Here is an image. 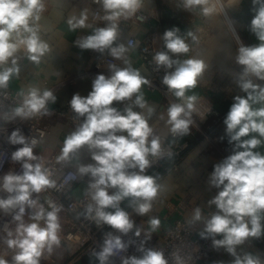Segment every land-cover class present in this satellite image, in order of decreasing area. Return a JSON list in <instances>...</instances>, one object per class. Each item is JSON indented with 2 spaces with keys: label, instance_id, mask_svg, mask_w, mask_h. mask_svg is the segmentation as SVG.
I'll list each match as a JSON object with an SVG mask.
<instances>
[{
  "label": "clouds",
  "instance_id": "clouds-1",
  "mask_svg": "<svg viewBox=\"0 0 264 264\" xmlns=\"http://www.w3.org/2000/svg\"><path fill=\"white\" fill-rule=\"evenodd\" d=\"M95 2L105 13L103 20L107 23L73 43L81 50L101 55L107 52L126 66L110 64V75L97 74L86 96L79 93L72 96L69 108L82 118L81 123L65 137L56 159L57 163L71 162L86 147L92 162L80 164L77 169L81 177H88L86 194L91 202L85 209L86 218L122 235L135 229V236L140 237L142 229L121 205L128 201V207L139 216H147L152 210L161 186L156 177L146 173L153 160L163 157L165 151L160 136L149 124L155 109L147 106L142 91L143 86L152 82L132 67L126 58L128 49L117 41L119 22L135 16L143 0ZM252 2L256 7L249 30L259 43L245 46L240 42L235 62L242 66V71L237 73L236 84L244 95L233 97L223 120L232 152L216 163L209 175V187L217 191L207 204L214 206L215 211L204 217L197 206L191 221L203 222L201 238H210L214 249L223 248L233 257L230 264H264L260 257L237 250L248 238L264 236V154L257 150L264 146V84L257 82H264V0ZM217 3L218 0H182L184 11H198L204 17L218 14ZM44 11L45 0H0V90L8 89L10 80L18 77L22 50L36 64L50 52L39 25ZM87 21V11L83 10L79 16H70L66 23L69 31L75 32L89 27ZM161 39L165 50L156 52L153 61L158 70H165L161 83L177 99L167 109L166 123L173 136H185L190 133L198 99L186 93L197 87L208 65L197 57L179 59L199 44L196 32L188 30L186 35H181L180 29L173 27L165 30ZM20 97L18 106L11 109V117L25 120L50 115L49 104L57 100L53 90L36 86L21 91ZM114 102L123 107L114 106ZM136 108H146L147 115ZM4 118H8L7 114ZM7 140L12 145H21L11 154L20 171H9L0 177V192L7 193L6 198L0 197V212L10 215V224L14 225L2 237L14 255L11 260L0 257V264H41L43 254L51 253L61 243L59 214L63 206L49 199L46 207L39 196L48 189H56L57 180L35 154L38 144L35 137L26 138L16 129ZM147 223L150 232L145 231L144 235L150 239L161 221L151 217ZM128 246L121 235L107 232L94 255L99 264H111L110 258L126 252ZM138 251L139 257H120L121 264H169L163 251L146 248L143 241Z\"/></svg>",
  "mask_w": 264,
  "mask_h": 264
},
{
  "label": "crops",
  "instance_id": "crops-1",
  "mask_svg": "<svg viewBox=\"0 0 264 264\" xmlns=\"http://www.w3.org/2000/svg\"><path fill=\"white\" fill-rule=\"evenodd\" d=\"M226 12L230 18L229 22L222 13L212 17H204L196 12L183 10L182 0H143L144 9H153L156 18L150 21L134 24L132 18L119 22L120 37L117 43L123 44L128 52L126 58L132 67L139 69L141 75L148 77L149 70L145 66L137 46H130L128 39L134 36L138 41L144 40L149 35L157 37V43L164 47L161 37L167 29L177 27L181 35H186L188 30L196 32L200 42L194 45L189 53L181 55L180 60L189 57L203 59L208 65L203 75L198 80L195 89L190 90L187 95L203 96L222 112H227L233 103V97L244 95L236 84L237 73L242 71V66L236 61V54L240 42L245 46L258 44L259 41L249 30L250 22L255 15L252 0H222ZM95 5L91 0H45V11L41 15L39 25L42 38L48 42L50 52L42 58L39 64L27 59L23 50L19 53L20 73L18 77L10 80V86L14 90H28L36 86L40 89H50L57 83H64L55 95L56 103L53 107L62 108L70 102L75 93L86 96L91 91L92 81L95 77L88 74L94 68L100 57L92 50H81L74 45V41L91 34L96 27L105 26L103 20L96 21L93 16ZM86 10L88 14V25L85 29L70 32L66 23L67 19ZM126 23V25H125ZM175 58V57H174ZM105 65L102 74L110 75L108 66ZM117 67H125L122 60H118ZM264 84V82L257 81ZM147 106L155 109L149 119L155 134L161 140L175 144L176 142L188 143L178 168H163L169 163V159L163 161V167L154 177L160 184V190L153 201L152 210L147 216L136 215L128 207L125 201L123 208L131 214L135 225L142 231L150 230L147 220L158 217L161 221L160 227L155 233L159 234L164 228L170 226L179 217H192L194 209L199 206L204 217L209 212L215 211V207H209L207 201L215 194L216 189L210 188L208 179L213 171V166L231 154L232 145L228 143L225 136V125L223 121L215 125L211 119L191 117L193 124L190 133L185 136H173L166 123L167 109L170 105L168 99L159 91L151 90L148 85L143 86ZM114 106L121 108L123 105ZM147 115V109L136 108ZM163 117V119H161ZM224 120V119H223ZM46 121L51 125V131L46 138L40 141L37 150L42 159L49 158L55 151L63 147L65 137L75 130L76 127L69 125L63 117L54 113L47 116ZM223 137V139H221ZM264 154V146L257 149ZM90 153L87 148H82L78 153L77 169L80 164L91 163ZM88 177H81L77 184L76 195L86 192ZM61 230L59 232L60 245L54 246L51 253H46L55 260V264H66L76 257L77 245L67 242L63 237V231L67 215L60 213ZM199 234L203 230V222H196ZM264 223V221H262ZM135 230V229H133ZM221 238L220 236L216 237ZM238 252L252 253L264 262V236L248 238L243 245L238 246ZM14 254L4 257L11 260ZM231 257L223 248L214 249L211 245L208 255L200 264H230ZM41 264H51L48 259H42ZM74 264H99L95 255L85 254Z\"/></svg>",
  "mask_w": 264,
  "mask_h": 264
},
{
  "label": "built area",
  "instance_id": "built-area-1",
  "mask_svg": "<svg viewBox=\"0 0 264 264\" xmlns=\"http://www.w3.org/2000/svg\"><path fill=\"white\" fill-rule=\"evenodd\" d=\"M91 2L95 5L93 12L94 19L96 21H101L105 13L95 0H91ZM217 8L218 12L222 13L224 18L232 25L222 0H218ZM141 17L143 19H141ZM153 18H156L155 10H146L141 7L137 14L133 16L132 22L134 24H141ZM103 26L104 25L101 24V27ZM128 44L138 47L143 62L150 72L147 78L152 83L148 85V87L151 90H159L168 99L170 104L177 102V99L172 93L161 83L165 70L163 68L158 70L153 61V56L156 52L165 50L163 46L157 43V37L149 35L144 40L138 41L134 36H130ZM108 63L118 64V59H114L106 53L98 59L94 68L89 71L88 74L96 77L97 74L104 72V67ZM63 84L64 83H57L49 90H53L55 94ZM21 91L26 92L27 90H14L11 88L10 82L8 89L0 90V177L9 171H20V165L11 160V154L17 148L21 147V145H12L7 140V137L13 130L20 129L26 138L31 139L35 137L38 140V144L34 149L35 154L38 156L40 155L37 148L40 141L46 138L51 131V125L46 121L48 115L43 117L36 116L26 120L19 117H11V109L18 106L21 100ZM49 108L52 110V113L63 117L66 122L73 127H78L81 123L82 118H79L69 108V102L62 108L53 107L52 104H49ZM5 114H7L8 118H4ZM225 116V112H222L203 96L198 97L196 101V111L192 114L194 118L211 119L215 125L221 124ZM161 141L165 155L153 160L152 166L147 169L146 174L148 175L153 176L157 170L161 169V167H163V161L166 159H169V164L163 168L177 169L179 161L182 159L188 147V143L176 142L175 144H171L165 140ZM61 149L55 151L49 158L42 159L45 166L53 172V176L57 180V188L48 189L40 193L39 196L41 203H44L46 207V202L49 199L62 205L63 207L60 213H65L67 215L63 237L67 242L77 245L78 251L76 252V257L66 264H74L85 254L94 255L95 252L100 250L104 234L107 232H112L113 235H121L122 240L129 244L126 252L110 258L111 264H121L120 257L122 256L134 255L139 257L141 253L138 251V248L142 241L146 248L163 251L169 264H200L208 255L212 241L210 238H201L198 224L196 222H191L192 217L184 216L177 218L159 234L155 232L151 233L150 239H146L144 235L145 231L141 232L140 237H136L134 234L135 230L127 235H122L107 225L97 226L94 221L90 218H86L84 214L87 205L91 202L86 192L79 196L76 195L77 184L80 180V175L76 166L78 154L71 162L57 163L56 158L60 155ZM168 153H171V155L169 156ZM6 196L7 193L0 192V197L6 198ZM124 203L125 201L122 203L121 207H123ZM211 213L212 212L208 213L209 216ZM27 218L26 215L25 219L27 220ZM10 222L11 216L0 212V254L2 256L14 254L13 250L8 249L2 239V237L6 235L7 228H14V225H11ZM146 231L150 232V230ZM44 258L48 259L51 264H55V260L49 257L46 252L41 257V260Z\"/></svg>",
  "mask_w": 264,
  "mask_h": 264
},
{
  "label": "trees",
  "instance_id": "trees-1",
  "mask_svg": "<svg viewBox=\"0 0 264 264\" xmlns=\"http://www.w3.org/2000/svg\"><path fill=\"white\" fill-rule=\"evenodd\" d=\"M172 144V143H171ZM169 164V163H168ZM167 164V165H168ZM162 169V168H161ZM160 172V169L159 170H157L154 174H153V176H155L157 173H159Z\"/></svg>",
  "mask_w": 264,
  "mask_h": 264
}]
</instances>
